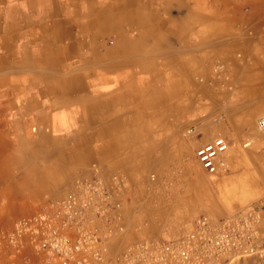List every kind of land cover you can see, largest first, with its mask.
Returning <instances> with one entry per match:
<instances>
[{
    "label": "crops",
    "instance_id": "crops-1",
    "mask_svg": "<svg viewBox=\"0 0 264 264\" xmlns=\"http://www.w3.org/2000/svg\"><path fill=\"white\" fill-rule=\"evenodd\" d=\"M148 2L0 0V230L96 177L120 203L105 240L119 255L159 235L163 193L149 187L177 155L264 112V0ZM186 116L201 135L177 138ZM0 264L54 263L0 239Z\"/></svg>",
    "mask_w": 264,
    "mask_h": 264
},
{
    "label": "built area",
    "instance_id": "built-area-1",
    "mask_svg": "<svg viewBox=\"0 0 264 264\" xmlns=\"http://www.w3.org/2000/svg\"><path fill=\"white\" fill-rule=\"evenodd\" d=\"M255 128L264 137V115L256 118ZM186 132L192 134L193 128ZM227 148L225 137L216 134L198 145L194 156L206 174L217 175L225 169ZM114 183L118 188L120 180ZM112 193L99 178L76 179L32 215L2 228L0 239L15 248L28 245L54 264H235L253 256L264 262V208L256 205L223 217L201 214L177 230L165 226L158 236L110 257L105 240L123 228Z\"/></svg>",
    "mask_w": 264,
    "mask_h": 264
},
{
    "label": "rangeland",
    "instance_id": "rangeland-1",
    "mask_svg": "<svg viewBox=\"0 0 264 264\" xmlns=\"http://www.w3.org/2000/svg\"><path fill=\"white\" fill-rule=\"evenodd\" d=\"M164 1L166 0H160V2ZM178 1L171 0L172 4L169 6H176L174 3ZM144 4L148 5V0H145ZM194 4L195 0H192V5ZM221 85H224L222 88H227L229 100L234 91L223 83ZM261 115H264V112ZM255 120L252 127L238 138L231 137L232 129L228 127V129L214 131L208 139L204 140L205 142L216 134H221L227 139L228 148L223 162L225 169L217 175H208L200 168L194 156V149L193 156L177 155L175 163L159 173L160 180L149 189L152 192L163 193L158 205L164 208L166 217L161 222L160 233L165 226L177 230L201 214L223 217L244 206L256 205L264 208V137L257 132ZM179 124L177 138L201 135L198 130L203 122H193L186 116ZM187 125H192V134L186 132L189 128ZM255 140L260 142H258L259 145L257 143L254 146ZM245 141L249 144L242 146ZM150 175L153 176L152 179L149 178ZM147 178L153 181L154 174L147 175ZM187 179H191L194 185H187ZM172 198L174 200L170 202ZM136 213V216L142 215L138 209Z\"/></svg>",
    "mask_w": 264,
    "mask_h": 264
},
{
    "label": "bare ground",
    "instance_id": "bare-ground-1",
    "mask_svg": "<svg viewBox=\"0 0 264 264\" xmlns=\"http://www.w3.org/2000/svg\"><path fill=\"white\" fill-rule=\"evenodd\" d=\"M225 156H226V153L222 156V164H223V166H224V158H225Z\"/></svg>",
    "mask_w": 264,
    "mask_h": 264
}]
</instances>
